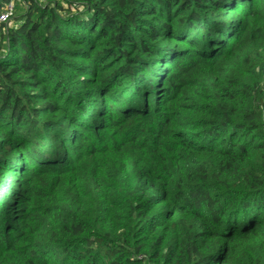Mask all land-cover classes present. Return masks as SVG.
Instances as JSON below:
<instances>
[{
	"label": "clouds",
	"instance_id": "obj_1",
	"mask_svg": "<svg viewBox=\"0 0 264 264\" xmlns=\"http://www.w3.org/2000/svg\"><path fill=\"white\" fill-rule=\"evenodd\" d=\"M0 264H264V0H0Z\"/></svg>",
	"mask_w": 264,
	"mask_h": 264
}]
</instances>
